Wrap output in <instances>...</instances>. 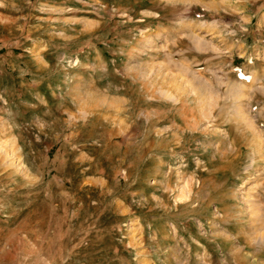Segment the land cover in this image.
<instances>
[{
	"label": "rangeland",
	"instance_id": "1",
	"mask_svg": "<svg viewBox=\"0 0 264 264\" xmlns=\"http://www.w3.org/2000/svg\"><path fill=\"white\" fill-rule=\"evenodd\" d=\"M0 149V264H264V0H0Z\"/></svg>",
	"mask_w": 264,
	"mask_h": 264
},
{
	"label": "bare ground",
	"instance_id": "2",
	"mask_svg": "<svg viewBox=\"0 0 264 264\" xmlns=\"http://www.w3.org/2000/svg\"><path fill=\"white\" fill-rule=\"evenodd\" d=\"M197 45V44H196ZM199 46V45H198ZM201 46V45H200ZM251 80V79H250ZM202 84V83H201ZM204 85V84H203ZM206 85V84H205ZM204 85V87H206ZM201 86V85H200ZM235 85L234 84H232L231 83V87L229 86L228 87V89L230 90V91H227L228 93H230V94H232V96H233V91H232V89L234 90V87ZM204 87H201V88H204ZM232 87H234V88H232ZM206 88H208V87H206ZM231 88V89H230ZM237 88V87H236ZM235 88V89H236ZM245 89V88H244ZM201 90V89H200ZM205 90V89H204ZM238 90V91H237ZM236 91V94H234L235 96H236V100H238V99H241V98H243L242 96H243V94H242V92H241V90H243V88H238ZM232 92V93H231ZM206 94H207V92H205ZM206 94H204V95H206ZM229 94V95H230ZM203 95V94H202ZM199 97H200V95H199ZM203 98V97H202ZM240 101V100H239ZM201 102V101H200ZM204 102V101H203ZM202 102V103H203ZM239 106V105H238ZM237 106V107H238ZM239 112V111H238ZM241 115H242V113H241ZM240 115V116H241ZM241 118V117H240ZM247 120V119H246ZM248 122H249V119H248ZM248 122H247V124H248ZM250 126H251V122H250V124H249ZM262 136V135H261ZM257 138H259V140L261 139L259 136H256ZM255 140V139H254ZM260 142H262V140L260 141ZM1 150V149H0ZM179 197H181L180 199H183V201L184 200H186L187 198H188V194H187V192H185V191H179ZM251 209V213H250V216L252 215V216H258V212H260L259 210H260V208H259V206L256 204V203H252V204H249V207H248V209ZM260 217V219L258 220V221H260L262 224H263V227H264V215L262 216H259ZM257 219V218H256ZM257 223V222H256ZM261 225V224H260ZM259 227V226H258ZM261 229V228H260ZM262 229H264V228H262ZM259 231H261V230H259ZM258 232V231H257ZM259 233V232H258ZM258 236V235H257ZM259 237V239H260V241H263L264 240V230L263 231H261V233H260V236H258ZM259 241V242H260Z\"/></svg>",
	"mask_w": 264,
	"mask_h": 264
}]
</instances>
